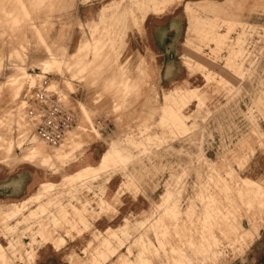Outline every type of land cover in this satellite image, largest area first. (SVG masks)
<instances>
[{
    "label": "rangeland",
    "instance_id": "1",
    "mask_svg": "<svg viewBox=\"0 0 264 264\" xmlns=\"http://www.w3.org/2000/svg\"><path fill=\"white\" fill-rule=\"evenodd\" d=\"M185 1L0 0V163L46 178L0 198V264H264V0ZM178 3L189 73L164 86L130 36ZM45 90L76 114L59 146L34 136Z\"/></svg>",
    "mask_w": 264,
    "mask_h": 264
},
{
    "label": "crops",
    "instance_id": "2",
    "mask_svg": "<svg viewBox=\"0 0 264 264\" xmlns=\"http://www.w3.org/2000/svg\"><path fill=\"white\" fill-rule=\"evenodd\" d=\"M228 0H186L185 4L196 5L207 3L213 7H225ZM183 3L171 6L168 10L159 14H148L140 26L141 31L133 32L130 36V45L139 54L152 56L159 69L161 83L164 86H184L188 78V70L184 65L183 56L186 54V42L188 40L190 16ZM217 8V9H218ZM134 27V26H133ZM102 132V138L95 137L93 154L90 156L92 166H98L104 153L116 140L107 137ZM111 142V144H109ZM88 162V157H83ZM80 160V159H79ZM92 160V161H91ZM80 161L74 162V172L79 171ZM81 170V169H80ZM43 172L31 162H18L15 164L0 163V198L6 200H23L32 196L44 183ZM120 182L118 178H111L107 183L109 198L115 199L118 194ZM141 197V196H140ZM134 199L130 195L123 198L124 210L137 211L144 206V199ZM103 225H108V219H103ZM49 253V251H48ZM47 251L40 258L42 264H52L54 260Z\"/></svg>",
    "mask_w": 264,
    "mask_h": 264
},
{
    "label": "built area",
    "instance_id": "3",
    "mask_svg": "<svg viewBox=\"0 0 264 264\" xmlns=\"http://www.w3.org/2000/svg\"><path fill=\"white\" fill-rule=\"evenodd\" d=\"M35 100L30 111L37 118L34 136L53 146L63 144L76 125L75 112L47 90L39 92Z\"/></svg>",
    "mask_w": 264,
    "mask_h": 264
},
{
    "label": "bare ground",
    "instance_id": "4",
    "mask_svg": "<svg viewBox=\"0 0 264 264\" xmlns=\"http://www.w3.org/2000/svg\"><path fill=\"white\" fill-rule=\"evenodd\" d=\"M5 3H6V1H5ZM200 5V4H199ZM37 149V148H36ZM40 151V150H39ZM41 152V151H40ZM42 153H44V152H42ZM57 153V152H56ZM41 154V153H40ZM50 156V155H49ZM62 156V155H61ZM45 157V156H44ZM43 160H44V158H43ZM54 162V161H53ZM103 167V166H102Z\"/></svg>",
    "mask_w": 264,
    "mask_h": 264
}]
</instances>
